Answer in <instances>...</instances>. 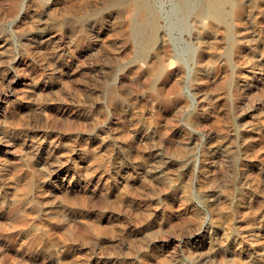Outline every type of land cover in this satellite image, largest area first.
I'll use <instances>...</instances> for the list:
<instances>
[{
    "label": "rangeland",
    "instance_id": "obj_1",
    "mask_svg": "<svg viewBox=\"0 0 264 264\" xmlns=\"http://www.w3.org/2000/svg\"><path fill=\"white\" fill-rule=\"evenodd\" d=\"M251 1L228 17L243 46L227 57L224 26L181 20L176 0H150L158 52L122 27L134 0H0V264H264V0Z\"/></svg>",
    "mask_w": 264,
    "mask_h": 264
},
{
    "label": "bare ground",
    "instance_id": "obj_2",
    "mask_svg": "<svg viewBox=\"0 0 264 264\" xmlns=\"http://www.w3.org/2000/svg\"><path fill=\"white\" fill-rule=\"evenodd\" d=\"M119 1V0H118ZM130 1V0H129ZM238 1H240V0H238ZM238 1L236 2V0H202V1H199V0H176V5L179 7V9H180V14H181V20H185L190 14L192 15L193 13L195 14V15H197L198 17H196V18H198V21H199V19L201 20H203V18H205L206 16H208V18H207V20L208 19H210L211 18V20H213V24H215L214 23V21L215 22H219L220 24H222L224 27L222 28L223 29V32H219V33H217V35L218 34H221V42H223V43H226L227 44V46H228V50L227 51H224L225 53H226V55H227V57H228V55H230V54H238L239 55V57H240V55H241V53H242V51H240V49H239V46L237 45V43L238 42H240V44L239 45H241V40L240 41H237L234 37H233V34H232V27H230L228 24L230 23V22H232V18H230L229 16H230V14H231V12H234V13H236L237 15H239L240 14V12H239V9H241V7H239L238 5H237V3H238ZM251 1V0H250ZM263 1V0H262ZM128 2V1H127ZM253 2L255 3V0H253ZM252 1H251V4L253 3ZM258 2V1H257ZM129 3V2H128ZM263 3H264V1H263ZM131 4V3H130ZM129 4V5H130ZM174 4V3H173ZM239 4V3H238ZM256 4H258V3H256ZM155 5V4H154ZM175 5V6H176ZM240 5V4H239ZM262 5V4H261ZM261 5H260V7H261ZM264 5V4H263ZM127 7V6H126ZM257 7V6H256ZM255 8V7H254ZM263 8V7H262ZM127 9V8H126ZM179 9H177V11L179 10ZM257 9H259V5H258V8ZM127 10H129V9H127ZM131 10H132V13H131V18H129V20L128 19H126V20H128V21H125V22H127L125 25L126 26H122V27H126V29H127V31H128V37H130V40H132V42H133V44H135V46H136V48H138L139 50H141L140 52H142L143 50L145 51L146 50V48L147 47H149L150 49H152V48H155V46H156V43H158L157 42V37H158V34H159V31H160V27H159V25H158V19H159V17H158V11H156V9H155V7L153 6V4H152V2H150V0H138V1H135L134 0V2H133V4L131 5ZM131 10H130V12H131ZM264 10V9H263ZM175 12H176V10H175ZM194 14L192 15L193 17H194ZM248 14H250V13H248ZM160 15V14H159ZM203 15L205 16V17H203ZM175 17H177V15H174ZM201 16V17H200ZM242 16V15H241ZM84 17V16H83ZM175 17H174V19H175ZM200 17V18H199ZM203 17V18H202ZM210 17V18H209ZM228 17L230 18V19H232V20H230L229 21V23H228ZM177 19H178V17H177ZM190 19V18H189ZM235 19V18H234ZM78 20H81V18L80 19H78ZM94 20V19H93ZM210 20V21H211ZM236 20V19H235ZM239 20V19H238ZM237 20V21H238ZM92 21V20H91ZM95 21H97V20H95ZM175 22H176V19L174 20ZM98 22V21H97ZM96 22V23H97ZM174 22V23H175ZM200 22H202V21H199V23ZM204 22V21H203ZM202 22V23H203ZM209 23V21H206V23ZM80 23V22H79ZM122 23H123V19H122ZM198 23V24H199ZM205 23V22H204ZM78 24V23H77ZM77 24H75V25H77ZM178 24H180V23H178ZM211 23H209L208 24V27H207V29L206 30H211L210 29V25ZM234 24H236V23H234L233 22V25ZM79 25V24H78ZM77 25V26H78ZM92 25V24H91ZM122 25V24H121ZM161 25V24H160ZM182 25V24H181ZM199 25H202V24H199ZM198 25V26H199ZM205 26H206V24H204ZM204 25H202V26H204ZM210 25V26H209ZM216 25V24H215ZM81 26V25H80ZM93 26H94V24H93ZM97 26V25H96ZM179 26V25H178ZM204 26V27H205ZM100 27V26H99ZM201 27V26H200ZM218 28H220L219 26H217ZM216 27V28H217ZM80 28H83V27H80ZM164 28V27H163ZM182 28V27H181ZM202 28V27H201ZM200 28V29H201ZM209 28V29H208ZM212 28V27H211ZM217 28V29H218ZM234 28V27H233ZM77 29V28H76ZM183 29V28H182ZM221 29V28H220ZM80 30V29H79ZM124 30V29H123ZM199 30V29H198ZM197 29H196V31H198ZM205 30V31H206ZM212 30H213V28H212ZM219 30V29H218ZM77 31H78V29H77ZM96 31H98V30H96ZM100 31V30H99ZM214 31H215V27H214ZM245 31V30H244ZM255 31V30H254ZM81 32V31H80ZM79 32V33H80ZM93 32V31H92ZM125 32V31H124ZM162 32V31H161ZM201 32H203V30L201 29L200 30V33ZM97 32H95V34H96ZM211 33V32H210ZM216 33V32H215ZM222 33H223V35H222ZM234 33H236L235 31H234ZM243 33H245V32H242V34ZM255 33V32H254ZM253 33V34H254ZM95 34L93 35V36H95ZM205 34H206V32H205ZM204 34V35H205ZM239 34V33H238ZM246 34V33H245ZM245 34H243L244 36H242V38L244 37L245 39H246V37H245ZM252 34V35H253ZM209 35V34H208ZM239 35H241V34H239ZM255 35H256V33H255ZM82 36V35H81ZM162 36V35H161ZM40 37L41 38H43V39H45V40H48V39H51V38H53L54 37V34L51 32V31H41L40 32ZM166 37V36H165ZM215 38H216V35L214 36ZM218 37V36H217ZM239 37V36H238ZM255 37V36H254ZM257 37V36H256ZM83 38V37H82ZM162 38V37H161ZM205 38H206V36H205ZM211 38V37H210ZM160 39V38H159ZM219 39V40H220ZM236 41H235V40ZM256 39H258V38H256ZM260 40V39H259ZM258 40V41H259ZM161 41V40H160ZM165 41V40H164ZM193 41V40H192ZM207 41H208V39H207ZM257 41V42H258ZM237 42V43H236ZM242 42H244V41H242ZM164 43V42H163ZM166 43V42H165ZM210 43V42H209ZM260 43V42H259ZM263 43H264V41H263ZM1 45V44H0ZM164 45H166V44H164ZM193 45H194V43H193ZM198 45V44H197ZM196 45V46H197ZM210 45H212L211 43H210ZM264 45V44H263ZM135 46H134V48H135ZM159 46V45H158ZM195 46V45H194ZM200 45H198V47H199ZM241 46H243V45H241ZM240 46V47H241ZM245 46H246V44H245ZM257 46V45H256ZM256 46H253V47H256ZM198 47H197V52L199 51V50H201V48L200 49H198ZM223 47V46H222ZM135 48V49H136ZM160 48V47H159ZM190 48H192V46L190 47ZM196 47H193V49H195ZM225 47H223V49H224ZM258 48V47H257ZM257 48H255V49H257ZM150 49H147L148 50V52H149V50ZM164 49V48H163ZM162 49V50H163ZM252 49V48H251ZM259 49H261V47L259 48ZM262 49H263V47H262ZM139 50H137L138 52H139ZM155 50L158 52V49H156L155 48ZM161 50V49H160ZM216 50V49H215ZM253 50V49H252ZM258 50V49H257ZM151 51V50H150ZM152 51H153V49H152ZM151 51V52H152ZM156 51H155V53L154 54H151L150 55V58L151 59H154V60H159V58L158 57H161V55H162V53L160 54V53H158V54H160V56H158V54H156ZM164 51V50H163ZM167 51V50H166ZM165 51V53H167ZM192 52L191 53H194V51L193 50H191ZM245 51V50H244ZM148 52L147 53H145V54H148ZM190 52V51H189ZM209 52V51H208ZM219 52V51H218ZM222 52V51H221ZM221 52H219L220 54H221V56H222V53ZM261 52V51H260ZM144 53V52H143ZM143 53H142V55H143ZM141 54V53H140ZM190 54V53H189ZM218 54V53H217ZM220 54H218V55H220ZM244 54V53H243ZM191 55V54H190ZM194 55L196 56V55H198V53L197 54H195L194 53ZM218 55H215V57L216 56H218ZM135 56V55H134ZM137 56H138V54H137ZM136 56V57H137ZM141 55H139V58L140 59H142L141 57H140ZM203 56V55H202ZM242 56V55H241ZM261 57H262V59H264V50H262V52H261V55H260ZM199 57H201V56H199ZM225 57V56H224ZM230 57H232V58H234L233 57V55L232 56H230ZM139 58H136V59H134V57H132V60H133V62L132 63H134V60H135V62H136V60L137 59H139ZM149 58V57H148ZM158 58V59H157ZM165 59L164 61H167V59H168V57H165L164 56V54L162 55V59ZM196 58V57H195ZM194 58V59H195ZM204 58V57H203ZM209 58V57H208ZM216 59V58H215ZM215 59H213V60H215ZM236 59V58H235ZM238 59L239 58H237V61H238ZM261 59V60H262ZM143 60V59H142ZM197 60H198V57H197ZM197 60H194L195 62L197 61ZM217 60H220L219 58L217 59ZM227 60V59H226ZM230 60V59H229ZM232 60H234V59H232ZM242 60V59H241ZM240 60V61H241ZM243 60H244V58H243ZM138 61V60H137ZM161 61V60H160ZM164 61H162V62H164ZM223 60H221V63H222V65H223V62H222ZM156 62V61H155ZM180 62H181V60H180ZM197 62H200V61H197ZM228 62V61H227ZM235 62V61H234ZM241 62H244V61H241ZM241 62H239V64L241 63ZM137 63V62H136ZM135 63V64H136ZM168 64L170 63V61L169 62H167ZM179 63V62H178ZM201 63V62H200ZM199 63V64H200ZM218 63H219V61H218ZM217 63V64H218ZM226 63V62H225ZM238 63V62H237ZM154 64H156V65H158L157 63H154ZM167 64V65H168ZM182 64H183V62H182ZM208 64H209V61H208ZM212 65H213V63H211ZM211 64H209V65H211ZM214 64H215V61H214ZM233 64V63H232ZM238 64V65H239ZM119 65V64H118ZM164 65L166 66V64L164 63ZM170 65V64H169ZM180 65V64H179ZM196 65V64H195ZM198 65V64H197ZM219 66L221 65L220 63L218 64ZM259 65H260V63H259ZM264 65V64H263ZM136 66H138V64H136ZM143 66V65H142ZM159 66H160V64H159ZM161 66H163V64L161 65ZM183 66V65H182ZM182 66H180V67H182ZM218 66V67H219ZM224 66H226V64L224 65ZM236 66H237V64H236ZM236 66H235V68H236ZM240 66V65H239ZM239 66H237V67H239ZM243 66H244V64H243ZM247 66V65H246ZM120 67V66H119ZM167 68H169L168 66H166ZM198 67V66H197ZM201 67H203V66H201ZM228 67V66H227ZM241 67V66H240ZM255 67L256 66H253V65H251V66H248V70L252 73V74H254L255 73ZM118 68V67H117ZM138 68V67H137ZM143 68V67H142ZM141 68V69H142ZM155 68V67H154ZM171 68V67H170ZM177 68H179V67H177ZM195 68H196V66H195ZM204 68V67H203ZM230 68H232V67H230ZM259 68V67H258ZM122 69V68H121ZM156 69V68H155ZM161 69V68H160ZM183 69H184V66H183ZM198 69H200V67L198 68ZM229 69V68H228ZM238 69V68H237ZM139 70V68L137 69V71ZM143 70V69H142ZM164 70V72H165V68L163 69ZM162 70V71H163ZM169 70V69H168ZM167 69H166V72L168 71ZM173 70H174V68H173ZM195 70V69H194ZM202 70V69H201ZM222 70V69H221ZM246 70V69H245ZM260 70H261V68H260ZM152 74L153 73H155L156 75H157V71L155 70H153V68H152ZM159 71V70H158ZM162 71H160V72H162ZM179 71V70H178ZM225 71H226V69H225ZM233 70H230V72H232ZM257 71V70H256ZM144 71H142V73H143ZM146 72H147V70H146ZM166 72H165V74H166ZM177 72V71H176ZM192 72H193V70H192ZM235 72H236V70H235ZM234 72V73H235ZM241 72V71H240ZM258 72V71H257ZM262 72V71H261ZM168 73H169V71H168ZM194 73H195V71H194ZM199 73V72H198ZM201 73V72H200ZM226 73V72H225ZM242 73V72H241ZM259 73V72H258ZM150 75V78H151V80H154V79H152L153 77L155 78L156 77V81H157V78H159V77H157V76H154L155 74H153V75ZM161 74H163V72L161 73ZM160 74V75H161ZM176 74V73H175ZM193 74V73H192ZM209 74H211V73H209ZM214 74H215V72H214ZM224 73H222V75H223ZM227 74H228V72H227ZM226 74V75H227ZM230 74V73H229ZM240 74V73H239ZM248 74V73H247ZM179 75H180V73H179ZM178 75V76H179ZM202 75H204V74H202ZM221 75V76H222ZM233 75V74H232ZM232 75H230V76H232ZM244 75V74H243ZM246 75V74H245ZM241 76V75H237L238 76V79H237V81H239V83H240V81H241V84H238V86H241V87H243L244 85H246V84H244L245 82H247L248 80H250V78L251 79H253L252 78V76ZM256 75V74H255ZM152 76V77H151ZM158 76H159V74H158ZM168 76H170V75H168ZM194 76H197V75H195L194 74ZM207 76V75H206ZM224 76V75H223ZM229 76V75H228ZM260 76V75H259ZM258 76V77H259ZM163 77V76H162ZM166 77V76H165ZM164 77V78H165ZM180 77V76H179ZM204 77V76H203ZM202 77V78H203ZM214 77H216L215 75H214ZM224 77H226V76H224ZM256 77V76H255ZM263 77V76H262ZM161 78V77H160ZM195 78V77H194ZM209 78V77H208ZM218 78H221V77H218ZM162 79V78H161ZM166 79H168V78H166ZM165 79V80H166ZM172 79V78H171ZM176 79H178V78H176ZM189 79H191V78H189ZM192 79H193V77H192ZM223 79V78H222ZM224 79H226V78H224ZM223 79V80H224ZM233 79H235L234 77H233ZM256 79V78H255ZM195 80V79H194ZM221 80V79H220ZM226 80H229V79H226ZM226 80H225V83L227 84V82H226ZM236 80V79H235ZM163 81V80H162ZM166 81H168V80H166ZM191 81V80H190ZM199 81H200V79H199ZM202 81V80H201ZM205 81V80H204ZM264 81V80H263ZM154 82V81H153ZM152 82V83H153ZM160 82V81H159ZM196 82H198V81H196ZM203 82V81H202ZM208 82V81H207ZM219 82V81H218ZM220 82H223L222 80L220 81ZM262 82V81H261ZM157 83H158V81H157ZM191 83H192V81H191ZM201 83V82H200ZM224 83V82H223ZM233 83V82H232ZM253 83V82H252ZM251 83V84H252ZM151 84V83H150ZM154 84V83H153ZM166 84V83H165ZM176 84V83H175ZM205 84H207V83H205ZM212 84V83H211ZM216 85V83L214 84V86ZM220 85V84H219ZM248 85V84H247ZM148 86V85H147ZM193 86V85H192ZM251 86V85H250ZM151 87H152V84H151ZM154 87H155V89H156V85L154 84ZM154 87H152V88H150V86H149V88H150V90L152 89V91L154 92L155 91V89L153 90V88ZM160 87V86H159ZM233 87V86H232ZM236 87V86H235ZM247 87V86H246ZM245 87V88H246ZM158 88V87H157ZM170 88V87H169ZM224 88H225V85H224ZM234 88V87H233ZM249 88V87H248ZM162 89V88H161ZM161 89H159L160 91H161ZM243 89V88H242ZM241 89V90H242ZM157 90V89H156ZM240 91V90H239ZM158 92V91H157ZM163 92V91H162ZM234 92V91H233ZM232 92V93H233ZM159 93V92H158ZM158 93H157V95H158ZM240 93V92H239ZM117 94V93H116ZM160 94V93H159ZM222 94V93H221ZM235 94V93H234ZM154 95V94H153ZM156 95V94H155ZM161 95V94H160ZM119 97V96H118ZM154 97V96H153ZM168 97V96H167ZM166 97V98H167ZM156 98V97H155ZM159 98V97H158ZM228 98V97H227ZM158 100V99H157ZM168 100H169V98H168ZM171 100V99H170ZM173 100H175V98L173 99ZM228 101V100H227ZM165 102H166V100H165ZM170 102V101H169ZM168 104V103H167ZM167 108V107H166ZM148 127V126H147ZM261 128V127H260ZM137 131V130H136ZM150 133V132H149ZM140 135V134H139ZM226 137V136H225ZM152 138H154V137H152ZM243 139V138H242ZM152 140V139H151ZM232 141H234V140H232ZM245 141H246V139H245ZM244 141V142H245ZM226 145V144H225ZM57 147H58V145H57ZM54 148V147H53ZM220 149V148H219ZM182 150V149H181ZM212 151V150H211ZM220 151V150H219ZM226 151V150H225ZM57 152V151H56ZM226 152H228V151H226ZM176 153V152H175ZM53 154V153H52ZM171 154V153H170ZM169 154V155H170ZM234 154V153H233ZM56 155H57V153H56ZM176 155V154H175ZM174 155V156H175ZM183 156V155H182ZM53 157V156H52ZM185 157V156H184ZM157 158V157H156ZM175 158H178V157H176L175 156ZM182 158V157H181ZM225 158V157H224ZM57 159V158H56ZM159 159V158H158ZM167 159V158H166ZM68 161V160H67ZM167 161V160H166ZM163 162V161H162ZM183 165H184V163H183ZM236 165H237V163H236ZM264 165V164H263ZM160 166V165H159ZM176 166H178V165H176ZM182 166V165H181ZM180 166V167H181ZM160 169V168H159ZM162 169V168H161ZM176 169V168H175ZM248 169V168H247ZM261 169H263L264 170V166L263 167H261ZM156 170V169H155ZM181 172V171H180ZM57 173V172H56ZM156 173V172H155ZM157 174H159V173H157ZM161 174V173H160ZM228 174H232V173H228ZM70 175V174H69ZM226 176V175H225ZM153 177V176H152ZM165 178V177H164ZM225 179V178H224ZM162 180H163V178H162ZM166 180V179H165ZM229 180V179H228ZM161 182V181H160ZM165 182V181H164ZM234 182V181H233ZM166 183V182H165ZM164 183V184H165ZM240 183V182H239ZM243 183V182H242ZM165 186V185H164ZM163 186V187H164ZM172 187V186H171ZM174 187V186H173ZM172 187V188H173ZM178 193V192H177ZM194 224V223H193Z\"/></svg>",
    "mask_w": 264,
    "mask_h": 264
}]
</instances>
